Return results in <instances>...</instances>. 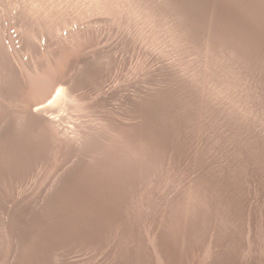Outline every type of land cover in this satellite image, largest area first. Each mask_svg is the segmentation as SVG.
I'll use <instances>...</instances> for the list:
<instances>
[{
    "label": "rangeland",
    "instance_id": "1",
    "mask_svg": "<svg viewBox=\"0 0 264 264\" xmlns=\"http://www.w3.org/2000/svg\"><path fill=\"white\" fill-rule=\"evenodd\" d=\"M8 1L0 264H264V0Z\"/></svg>",
    "mask_w": 264,
    "mask_h": 264
},
{
    "label": "bare ground",
    "instance_id": "2",
    "mask_svg": "<svg viewBox=\"0 0 264 264\" xmlns=\"http://www.w3.org/2000/svg\"><path fill=\"white\" fill-rule=\"evenodd\" d=\"M17 3V2H16ZM0 5L3 10V17H4V22H5V34H6V38H7V41H8V47H9V50L13 56V58H15L17 61H18V66L20 65L22 72H23V78H24V82H25V85L29 87V91H31L33 94H35L36 96H39V100H35L33 97V99L37 102H35L34 105L30 106V103H28L26 100L22 99L20 100V104L18 105H21L19 106L18 108L20 109V107L24 110H26L28 113H29V110L31 111V113H33L32 111L34 110H38V109H45L47 108L48 106L51 107V106H55L56 104L59 103V101L61 100L62 98V83H61V79L60 77L58 78V76H55V75H52V71L51 72H48L47 74L45 73H41L39 72V70L37 69V67L34 65V64H31V63H28L26 60H25V57L27 55V53H31L29 51V49L25 46H19L18 44V41H17V38H20V36L18 37L14 31V27H15V24L16 22H19V20H16L15 22V16H14V6L16 7L17 5H15L14 3V6L11 2H9L8 0H0ZM17 9V7H16ZM72 20V19H71ZM18 25V24H16ZM81 25V24H80ZM76 26V25H75ZM74 26V27H75ZM68 27V26H67ZM21 28H23L21 26ZM17 29V28H16ZM20 30V29H19ZM17 31V30H16ZM19 32V31H17ZM20 33V32H19ZM22 33V32H21ZM73 34V33H72ZM78 34V33H77ZM23 35V34H22ZM79 36V34L77 35ZM67 37V36H66ZM118 37V35H117ZM65 38V37H64ZM68 38V37H67ZM72 38H74L72 36ZM77 38V37H76ZM79 38V37H78ZM66 41L65 42H70L68 41L69 39H65ZM74 40V39H73ZM76 40V42H75ZM72 43L73 47L75 46V48H71L72 50H77L79 49V45L76 47V43H78L79 41L77 39H75ZM80 40V39H79ZM25 42V41H23ZM115 42V41H114ZM62 43V42H61ZM26 44V43H25ZM69 44V43H68ZM71 44V43H70ZM69 44V46H70ZM99 45V44H98ZM97 45V46H98ZM67 46H65L66 48ZM72 47V46H71ZM69 48V47H68ZM70 50V49H69ZM73 50V51H74ZM61 52V50H60ZM77 52V51H76ZM24 53H26L25 57H24ZM36 53V52H35ZM74 53V52H73ZM30 56V54H29ZM32 56V55H31ZM58 56V55H56ZM5 58V57H4ZM14 59V60H15ZM32 59V58H31ZM49 59V58H47ZM5 60V59H4ZM15 60V62H16ZM59 60V59H58ZM47 61V60H46ZM57 61V60H56ZM3 63V62H2ZM53 63V62H52ZM9 64V63H8ZM7 64V65H8ZM6 65V64H5ZM17 65V64H16ZM47 66L50 67L51 70L52 67H51V62H50V65L47 63ZM8 67V66H7ZM10 67V66H9ZM11 68V67H10ZM39 68V67H38ZM14 70V69H13ZM41 70V69H40ZM16 73V72H15ZM14 73V74H15ZM41 73V74H40ZM56 73V72H55ZM58 73V72H57ZM59 75V74H58ZM62 75V74H60ZM16 77V76H15ZM67 78V77H66ZM65 79V78H64ZM16 82V81H15ZM66 82V81H65ZM17 84V83H15ZM14 84V85H15ZM19 84V83H18ZM68 85V84H66ZM71 86V85H70ZM14 87V86H13ZM69 87V86H68ZM65 88V87H63ZM70 89V88H69ZM73 89V87H72ZM74 90V89H73ZM9 92V91H7ZM72 94V93H71ZM83 94V93H82ZM5 95V94H4ZM3 96V95H2ZM32 96V95H31ZM72 96V95H71ZM6 97V96H5ZM8 97V96H7ZM36 98V99H37ZM8 99V98H7ZM73 99V98H72ZM4 101V100H3ZM68 101V100H67ZM75 101V100H74ZM6 102V101H5ZM61 105V104H60ZM21 109V110H22ZM48 109V108H47ZM20 110V111H21ZM50 110V109H49ZM59 110V109H58ZM39 111V110H38ZM42 111V110H41ZM56 111V110H55ZM24 112V111H22ZM44 112V110H43ZM19 113V112H17ZM28 115V114H27ZM43 117V116H42ZM154 236V235H153ZM155 237V236H154ZM156 240V238H155ZM154 242V238L151 240ZM154 246V256L156 258V261H158L159 264H164L163 263V260H162V257L163 255L161 256L160 252L158 250H160L159 246ZM152 246V247H153ZM156 247H158L159 249H157ZM10 253V252H9ZM15 255V254H14ZM164 259V258H163Z\"/></svg>",
    "mask_w": 264,
    "mask_h": 264
}]
</instances>
